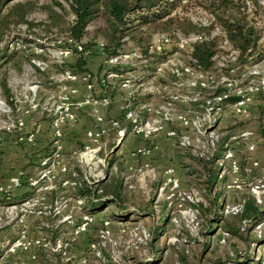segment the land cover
Instances as JSON below:
<instances>
[{
    "label": "rangeland",
    "instance_id": "374dc122",
    "mask_svg": "<svg viewBox=\"0 0 264 264\" xmlns=\"http://www.w3.org/2000/svg\"><path fill=\"white\" fill-rule=\"evenodd\" d=\"M16 3H26L25 18L28 23H13L11 19H8L11 23L6 29V35L1 45L7 46L8 54L11 52H14V54L10 61L6 63L0 61V79L2 77L6 78L10 90L9 95L15 93L18 98H21L24 86H35L37 97L41 100L60 90V87L57 86L58 83L53 82L51 78L61 71L58 64L62 65L72 61L71 56L73 53L65 54L64 50L68 46L66 41L69 35L68 28L74 20V15L68 0H10L6 6L2 7V14H7ZM260 4L264 6V0H260ZM186 14L194 22L205 23L207 19V15L197 8L191 9ZM262 18H264V10H262ZM109 32L107 21L103 15H98L87 25L83 41L93 38L96 42L104 43L108 40L107 35ZM139 37H141L140 41L137 40ZM161 37H166L168 41L163 43L159 50L151 48L152 45L160 43ZM184 37L186 36L179 33L171 34L144 27L135 32L134 38L125 36L121 40L122 45L119 48L121 54L131 53L134 50L139 54L141 52L140 57L122 58L125 65L131 68L146 64L161 68L160 71L154 74L156 86H159V90H162L164 84L166 87L160 93L157 92L154 95L155 98L151 101L152 107H158L163 102V97L168 93L196 96L200 100V95H196L194 89L188 84L193 80H206L209 82L211 80L227 82L228 80L222 70L210 72L206 76H199L195 69H191V73L174 76V73H172L174 69L187 65L189 61L188 48L181 40ZM259 41L263 47L260 60L251 62L246 69H236L232 73L236 80L238 74L243 73L245 75L243 78L248 80L246 85L250 87H254L260 80H264V28ZM143 47H145V52L141 51ZM217 47V54L214 59L218 66L230 59L233 52L229 44L223 39L218 40ZM39 60L46 61L48 66L45 69H40L37 65ZM101 62L99 58L89 60L90 77L95 76L93 72L98 70ZM126 70L129 71L130 69ZM137 74L126 73V76L133 80ZM177 80L183 82L179 87L174 84ZM227 85L231 88L238 87V83ZM9 95L5 96L0 86V98H9ZM203 95L205 94L203 93ZM247 102L246 111L248 115L235 114L230 107L225 106L220 111L218 118L216 117L217 113L214 115L217 118L214 127L212 125L205 126V131L214 128L219 137L217 144L221 143L217 155L212 160L209 158L211 166L216 170L215 178L219 175V182L217 181L211 188L210 196L214 193L219 194L218 201L220 204L217 214L221 221L219 220L218 224L230 227L241 226L245 228L247 222L238 221L236 214L223 215L221 208L224 205L242 203L246 196H252L258 204L264 202V186H259L257 189L259 190L258 195L250 190L255 184L264 183V171L259 166H257L258 168H252L250 172L243 169L244 166L248 167V157L257 156L261 158L264 155V150H262L264 144V91L262 93H248ZM170 108L172 113L191 109L189 111L191 117L200 115L198 110L182 102L174 103ZM172 122L171 124L167 123V126H175ZM245 131L252 132L250 137L242 138L241 134ZM202 141L203 143L206 141L204 136ZM249 144L256 146L254 154L248 153L247 146ZM173 145L177 148L176 150L187 153V158H183L182 163L180 161L177 163L180 184L176 191L170 189H157L155 191L151 172L144 175L145 185L142 184L141 187H139L138 172H134L128 177L129 182L137 184L132 193L136 194L134 199L144 200L153 196L152 210L154 218L144 217L122 222L116 221L115 223L108 216L88 214L92 216L90 217L92 220L88 221V229L76 234V224L80 221L76 222L73 220L74 218H66V214H70L69 212L40 216L35 213L38 207L42 208L43 204L49 203L45 200V202L41 200L38 206L33 209V212L23 219L20 218L19 206L15 208L12 207L14 204H0V264H77L80 258L85 256L87 258L86 264H223L226 263L225 256L233 244L250 257V261L247 260L243 264H253L258 261L261 257V248L264 247V233L258 234L255 231V225L260 221L264 222V218L249 229L248 234H246L247 240L244 241L222 231V228L216 226L217 223L209 226V229L205 228L208 214H200L194 207L199 203L202 204V207L208 206L205 197L207 191L202 185L205 176L201 165V162L204 163L208 158L199 157L196 154L199 148L193 145L179 147L175 141H173ZM17 147L14 146L13 153H8L1 142V174H11L19 167L17 160L20 152ZM204 147L206 146L204 145ZM224 147L231 149L240 167L235 176L237 179L233 183L230 181L231 176L227 165L222 167L218 163ZM83 150L84 148L77 149L76 153L73 154V159H78V154ZM105 153L102 150L94 153L95 157L92 160L93 163L90 164V168L82 165V169L88 178L100 177L105 175L106 172H111L112 169L109 168L108 160L103 162H97L96 160L97 156L104 158ZM207 154L206 152L205 155ZM182 164L186 165L183 166ZM244 177H252L250 180L253 182L249 184ZM0 186L2 185L0 184ZM19 187L20 185L17 187L7 186L6 192L12 195L18 194ZM131 190L132 188L127 189L129 192H132ZM4 192L3 187L0 196ZM178 192L180 194L182 192L191 194L192 202L181 201L178 198ZM129 197L132 200V196L129 195ZM124 204L129 210L135 209L132 201ZM162 206L169 218L164 220V226L157 231L155 238L149 244L148 240L152 235V230L160 223L159 210ZM126 216H129V214ZM104 219H109L112 223L109 234L101 236L102 221ZM137 231L140 235L142 231L147 232L149 234L148 240H145V242L139 241L138 237L140 235L135 233ZM33 237L44 238L46 246L34 245L28 249L22 247L12 249V244L17 240ZM58 240L61 244H66L62 245L61 250L54 249ZM250 240L253 241L250 242Z\"/></svg>",
    "mask_w": 264,
    "mask_h": 264
},
{
    "label": "built area",
    "instance_id": "2783aa9c",
    "mask_svg": "<svg viewBox=\"0 0 264 264\" xmlns=\"http://www.w3.org/2000/svg\"><path fill=\"white\" fill-rule=\"evenodd\" d=\"M190 35V36H188ZM182 38L183 44L187 48L200 39V36L197 34H187ZM68 46L64 50V53L73 52V50L82 51V45L74 40L71 37H67L66 39ZM168 39L166 37H161V41L159 44L152 45L151 48L159 50L163 43H166ZM182 45V44H181ZM151 51V50H148ZM233 54L230 57V61L235 59L236 52L232 50ZM189 55V53H188ZM129 56L140 57L141 52H137L136 50L131 53L125 54H117L114 56L107 57L103 60L104 65L107 68V76L112 78L113 80H117L122 87L130 88L129 96L124 101L121 106L123 118L127 124L124 126L119 119L110 118L105 119V117L101 114H97L96 122L97 125L87 130L86 134L90 138V140L95 144L93 148H88L87 146L84 150L78 154L79 162L90 168V164H92V160L95 157L94 153L101 149V138L104 133H106L109 129L116 130L118 138L122 137L129 126V129L132 133L140 135L141 138L145 141L144 144L138 146L135 149V153L148 155L152 150V140L157 136V134L165 130L166 136L170 137L173 141L176 142L179 147H187V146H195L198 147L197 155L199 157L211 158L217 152V142H218V134L215 132L214 128H210L209 131H205V126H213L216 122V119L220 115V111L228 106L231 108V111L235 114H241L243 116L248 115L246 111V107L248 104V93L257 92L262 93L264 91V80H260L259 83L254 87L247 86V79L243 78L245 75L243 73L238 74V78L233 77L235 70H243L248 68V65H244L242 68L235 66L229 70L230 75H225L227 82L211 80H196L191 81L188 84L190 87L194 89V93L196 95H200L201 99L198 100L196 96H188L183 95L181 93H168L163 97V102L158 105V107H152V103L149 102H136L135 96L141 95H156V93H160L166 86L165 84L162 87V90H159V86H156L155 76L154 74L161 70L160 67L150 66L152 68V76L149 79H130L125 77L122 73V69L124 67H130L125 65L122 62V58H126ZM34 62V60H32ZM191 64L187 63V65L180 66L179 68H175L172 73L174 76L178 74H187L191 73V69H195L199 76H206L208 73H203L195 64V60L189 55V61ZM36 63V62H35ZM37 65L40 69H45L48 64L46 61L39 60ZM146 65V64H142ZM222 65V64H219ZM55 82L60 84V90L47 96L46 98L39 99L37 97V90L35 86H24L23 91L21 92V98L13 93L9 96V98H0V144L2 142V134L3 133H15L18 135L19 141H32L33 133H27L25 130L26 127V116L30 115L33 112L41 111L46 114L49 118V123L52 129V137L55 144L56 151L54 152L53 159L51 160L49 157L45 158L42 161V164H46L50 161V167L47 168L43 172L44 175H49L52 168L55 166H60L62 171H66V167L64 164L60 162V151L62 150V140L61 137L63 135V131L67 126H71L78 118V114L82 106L85 104V100H79L74 97L76 94L78 87L75 83L79 81L85 82L87 88H91L92 84L90 82V74L83 73L77 74L70 69L61 70L56 76L51 77ZM237 82H236V81ZM219 82V83H218ZM231 83H238V87L235 86L233 88L228 87L227 84L231 85ZM176 87H179L183 84L182 81L177 80L174 82ZM217 86H221L224 90L220 92H214V89ZM203 93L205 95H203ZM236 97L234 101L224 103L227 97ZM111 91L109 89L106 90L103 96L98 99H94L93 103L100 105L104 108H107L111 102ZM182 102L188 104L191 108L198 110L200 115H195L191 117L189 115V111L191 109H187L181 111L179 113L170 112V106L174 103ZM200 106V108H199ZM217 113V118L214 116ZM174 121V122H172ZM174 123L175 126H169L166 128L167 123ZM214 127V126H213ZM205 133V134H203ZM252 132L245 131L242 132V138L250 137ZM206 138L205 143L202 141V137ZM264 141V137H263ZM204 145L206 147H204ZM248 153L254 154L256 152V146L254 144H249L247 146ZM261 150V148H260ZM262 150H264V144L262 146ZM261 152L263 153V151ZM94 151V152H93ZM208 153L205 155V153ZM93 153V154H92ZM97 162H103L105 158L96 157ZM217 162V160H216ZM219 166L227 165L229 169V173L231 176V182L236 181V174L240 170L239 164L234 158L233 153L229 147H224L221 152V157L218 161ZM144 167H148L147 163L143 164ZM248 167L244 166V171H251L252 168H256L257 166L261 167V170L264 171V155L261 158L257 156L248 157ZM258 168V167H257ZM141 171V169H140ZM166 179L164 181L165 184H169L170 189H176L178 186V180L173 175L172 168H166L165 170ZM219 176V175H218ZM94 180L97 181L98 177H94ZM12 184H18V177L11 178ZM253 181H249L248 183H252ZM259 186L263 187L264 183L255 184L253 188H250L252 193L259 194ZM52 185L47 184L43 186V189H51ZM3 190V187L0 186V191ZM177 190V189H176ZM100 191V190H99ZM178 198L181 201H189L192 202L191 194H184L183 192L177 193ZM40 200L37 197H31L29 199L24 200L20 204H14L12 207L18 208L20 213V218L23 219L26 215L33 212V209L38 206ZM68 201L66 199H62L59 201H55L52 204L43 205L42 208L37 209L35 211L36 214L45 215L52 214L58 215L62 213V211L67 207ZM242 203L239 204H226L221 208V213L223 215L228 214H237L241 209ZM92 216L85 214L80 218V223L76 224L75 233H79L81 231H86L88 229V221H91L90 218ZM66 218H70L66 216ZM111 220L104 219L102 221V230L101 236L105 234H109ZM255 231L259 233H264V222L260 221L255 225ZM139 234V232H135ZM104 234V235H103ZM140 235V234H139ZM149 234L147 232L141 233L138 237L139 241L145 242L148 240ZM45 239L40 237L33 238H24L23 240H17L12 244V249L16 247H22L23 249H28L34 245H45ZM62 245L58 240L55 244V250H61ZM94 247V245H92ZM259 264H264V247L261 248V257L258 259ZM87 258L82 257L78 261L77 264H86ZM180 264V263H176Z\"/></svg>",
    "mask_w": 264,
    "mask_h": 264
},
{
    "label": "trees",
    "instance_id": "16d2710c",
    "mask_svg": "<svg viewBox=\"0 0 264 264\" xmlns=\"http://www.w3.org/2000/svg\"><path fill=\"white\" fill-rule=\"evenodd\" d=\"M10 0H0V61L3 63L12 59L14 52L7 53V46L1 45L6 35V29L10 23L8 19L14 23H28L26 14V3H16L7 14H2V7L6 6ZM74 15V20L68 28V36L79 42L83 50H73L75 58L66 64H58L60 70L70 69L77 74L90 73L86 67L87 62L91 58H99L101 61L107 57L119 54V48L122 45L121 40L125 36L135 37V32L141 28H154L159 31H165L171 34H197L200 39L193 42L188 48L189 55L195 60L198 68L203 73L215 72L217 70L224 71V75H230L229 70L235 66L242 68L251 62H258L263 54V47L260 45V38L264 28V18H262V10L264 6L260 4V0H68ZM193 8L201 9L206 15L205 23L194 22L186 14ZM98 15H103L110 29L107 35L108 40L104 43L96 42L93 38L83 41L86 34V27ZM14 19V20H13ZM5 28V29H4ZM4 29V30H3ZM225 40L231 50L236 52L235 59L222 62V65H216L214 57L217 54L218 40ZM141 40V37L137 39ZM141 43V42H140ZM145 52V47L141 48ZM191 64V62H188ZM102 65L100 64V67ZM99 67V68H100ZM0 86L5 96L9 95V87L5 77L0 79ZM224 90L221 86H217L214 92ZM10 96V95H9ZM236 97H227L224 103L231 102ZM130 129L127 128L124 136ZM221 143L217 144V152L211 157L217 155L220 151ZM113 159H110L112 161ZM208 159L204 163L201 162L204 180L203 188L207 191L205 195L208 206L196 204L194 207L197 212L203 215L208 214L205 222V228L216 224L222 228V231L235 236L239 240H247L246 234L249 229L264 218V202L258 204L252 196H246L242 200V206L239 213L236 214L238 221L247 222L244 227H230L218 224L220 220L217 214L219 204L218 193L212 194L213 181L216 170L210 164ZM182 163V162H181ZM185 166L186 164H182ZM75 171L79 172L77 168ZM72 173V171H70ZM74 179V187L76 196L82 197L88 201V208L85 210L90 214H95L105 207L114 205V211L108 213V217L114 222L124 220H136L144 217L154 218L152 210V198L144 200L140 205H136L134 210H129L125 206L128 198L122 194L120 189L121 179L116 177L115 185H106L102 180L94 183H87L79 174L70 175ZM100 190V191H99ZM31 196V191L22 194L12 195L4 192L0 196V204H17ZM129 216H126L128 215ZM160 223L156 225V230H152V235L148 240L155 238L157 231L162 229L166 218H169L167 212L162 208L159 210ZM218 218V220H216ZM221 221V220H220ZM253 240H250L252 242ZM225 262L228 264H243L250 257L244 254L240 248L233 244L230 251L225 256ZM249 258V259H248ZM223 263V264H226ZM250 263V262H248ZM259 264V260L253 264Z\"/></svg>",
    "mask_w": 264,
    "mask_h": 264
},
{
    "label": "crops",
    "instance_id": "0c3cea01",
    "mask_svg": "<svg viewBox=\"0 0 264 264\" xmlns=\"http://www.w3.org/2000/svg\"><path fill=\"white\" fill-rule=\"evenodd\" d=\"M74 58L75 55H72V61ZM101 65L102 66H99L100 68H98L97 71L95 70V72H93L95 74V76H93L94 78L90 77V82L92 84L91 88H87L83 81L75 83L78 90L74 97L79 100H85L86 102L80 109L77 120L71 126H67L64 129L61 137L62 150L60 151L59 157L61 164L65 165L66 171H62L58 165L52 168L49 175L43 176V172L50 167V161L45 165L42 164V161L48 157L52 160L56 148L52 137L49 118L41 111H36L26 116L25 130L27 133H33L32 141H19L18 135L15 133L2 134V144L6 147L5 149L8 153L14 152L12 151L14 146H18L17 150L20 152V156H18L19 159L17 160V165L19 167H17L15 171H12L11 174L5 173L3 175L0 173V178H3L0 179V184L4 187L5 192L7 186L17 187L20 185L18 194L31 191V196L27 199L37 197L40 202L41 200L49 202L46 204H52L55 201L66 199L68 204L62 213L69 212L70 214H66V216L74 218L73 220L76 222L80 221L83 215L90 214L85 210V208H88V201L74 194L76 192V188L74 187L75 183L70 175L74 177L79 174L87 183H94L96 181L93 177L88 178L86 176L82 169V164L78 159H76L78 164L76 163V160L73 159V154L76 153L77 149L85 148L86 146L88 148L94 147L95 144L90 140L86 132L88 129L97 125L96 116L98 113L103 115L105 119H119L124 126H127L122 115L121 106L128 98L130 92V88L122 87L117 80H113L107 76L108 71L103 61ZM86 67L88 68V62ZM123 69L122 73L125 77H127L126 73H138L134 79H149L153 74L152 68L149 65H138ZM126 69L130 70L127 71ZM53 82L55 81L53 80ZM57 86L60 87V84ZM107 89L111 91L112 95L108 107L104 108L93 103V100L103 96ZM154 98V95L135 96L136 102H151ZM167 127L168 126H166V128ZM127 128H129V126ZM120 138H118L116 130L114 129H109L103 134L100 141V150L106 152L104 158L108 160L109 168L112 170L110 173L106 172L105 175L98 177V180H102L106 185H115L116 177H120V189L122 194L128 198V201H132L135 206L140 205L146 198L144 200L134 199L136 194L132 193L137 184L128 181V177L134 172H138L139 174V187H141L142 184L145 185L144 175L146 173L150 174L151 172L153 177L152 184L155 185V191L157 189L169 190V184L164 183L166 179L165 170L166 168H172L173 175L178 180L179 186L180 178L177 173V163L179 161L181 162L183 158H187V153L176 150L177 148L173 145V140L166 136L165 130L160 131L152 140L151 144L153 147L151 153L148 155L135 153V149L145 143L140 135L134 134L129 130L126 136L123 135L121 140ZM110 159L113 160L110 161ZM144 163H147L148 167H144ZM75 168H77L79 172H76ZM70 171H72V173ZM13 177H18V184H12L11 178ZM218 177L217 175L216 178H214L213 185H215L217 181L219 182ZM244 178L249 182L252 177ZM47 184L52 185V188L47 190L43 189V186ZM178 186L176 189L179 188ZM128 188H132V192L127 191ZM176 189L170 190L176 191ZM13 195H17V193ZM129 195L132 196V200H130ZM150 198L153 199V196ZM40 208L41 207H38L37 209ZM115 208L114 205H110L91 215L107 216L108 213L114 211ZM37 215L40 216L39 214Z\"/></svg>",
    "mask_w": 264,
    "mask_h": 264
},
{
    "label": "water",
    "instance_id": "95a60500",
    "mask_svg": "<svg viewBox=\"0 0 264 264\" xmlns=\"http://www.w3.org/2000/svg\"><path fill=\"white\" fill-rule=\"evenodd\" d=\"M121 138H122V137H121ZM121 138H120V140H121ZM120 140H119V142H120ZM119 142H118V143H119Z\"/></svg>",
    "mask_w": 264,
    "mask_h": 264
}]
</instances>
